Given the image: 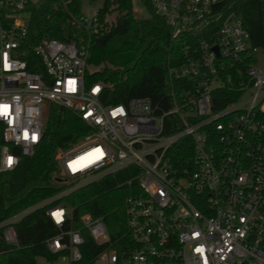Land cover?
Wrapping results in <instances>:
<instances>
[{"label": "built area", "instance_id": "2783aa9c", "mask_svg": "<svg viewBox=\"0 0 264 264\" xmlns=\"http://www.w3.org/2000/svg\"><path fill=\"white\" fill-rule=\"evenodd\" d=\"M149 1L172 36L185 37L182 62L167 70V108L148 97L106 104L102 85L86 83L90 40L102 27L98 8L70 19L77 38L43 37L29 50L26 13L34 3L0 0V181L34 154L52 103L89 128L55 153L69 183L55 198L125 168L118 185L131 190L127 239L112 241L91 213L75 227L73 208L55 198L0 221L2 237L18 246L15 222L46 206L58 229L47 248L69 264L82 259L83 229L103 245L93 264H264V69L253 57L262 47L226 0ZM220 90L231 99L217 107Z\"/></svg>", "mask_w": 264, "mask_h": 264}, {"label": "trees", "instance_id": "16d2710c", "mask_svg": "<svg viewBox=\"0 0 264 264\" xmlns=\"http://www.w3.org/2000/svg\"><path fill=\"white\" fill-rule=\"evenodd\" d=\"M93 2L95 0H89ZM149 11L147 18L138 17L132 9V0H103L98 10L102 24L100 31L90 40V58L86 68V83L102 85L101 100L106 104H119L133 97H148L154 104L167 108V93L173 87L167 70L183 60L181 47L184 36L173 37L171 28L152 10L149 0H141ZM80 0H45L26 13L27 48L43 37L67 41L81 32L70 25V19L80 14ZM247 28L252 45L264 47V0H226ZM115 12L114 19L107 15ZM217 102L221 107L231 97L228 91ZM87 125L71 110L50 103L45 115L42 137L32 156H22L15 170L3 175L0 181V221L55 198L65 184H55L58 174L55 153L66 148L88 132ZM178 155L172 156L176 160ZM190 152L184 157L187 161ZM129 168L63 194L52 204L63 203L74 211L75 227L79 216L91 213L102 217L112 241L127 239L125 197L131 192L127 185H118ZM44 207L27 212L14 224L18 246H9L0 228V264H36L37 257L53 261L46 240L58 231ZM82 259L78 264H93L103 245L97 244L83 229Z\"/></svg>", "mask_w": 264, "mask_h": 264}, {"label": "rangeland", "instance_id": "374dc122", "mask_svg": "<svg viewBox=\"0 0 264 264\" xmlns=\"http://www.w3.org/2000/svg\"><path fill=\"white\" fill-rule=\"evenodd\" d=\"M31 1L34 3V5H39L43 3L45 0H31ZM80 1H81L80 13L82 14L91 13L93 10L99 8L103 4V0H95L93 2H90L89 0H80ZM132 9L135 15L138 17L147 18L149 16V11L144 6L141 0H132ZM115 16H116V13L111 12L110 14L107 15V18L111 20V19H114ZM253 57L255 60L254 64L264 69V47L255 51ZM88 69L92 70V66L88 65ZM46 112L44 114V117L46 115ZM56 177L63 179L61 180V183H66V186L69 185V183H67V180H64L66 179L65 176H60V174L58 173ZM68 181H70V179H68ZM54 183L61 184L60 182H57V181H54ZM36 264H69V262H68V258L66 255L60 254L53 261H47L43 257H37Z\"/></svg>", "mask_w": 264, "mask_h": 264}, {"label": "water", "instance_id": "95a60500", "mask_svg": "<svg viewBox=\"0 0 264 264\" xmlns=\"http://www.w3.org/2000/svg\"><path fill=\"white\" fill-rule=\"evenodd\" d=\"M55 180H56L57 182H61V180H63V179L56 177Z\"/></svg>", "mask_w": 264, "mask_h": 264}]
</instances>
